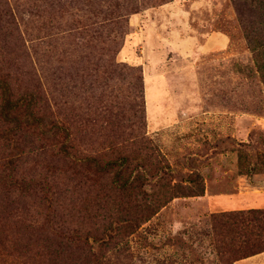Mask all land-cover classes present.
Masks as SVG:
<instances>
[{
	"label": "rangeland",
	"instance_id": "374dc122",
	"mask_svg": "<svg viewBox=\"0 0 264 264\" xmlns=\"http://www.w3.org/2000/svg\"><path fill=\"white\" fill-rule=\"evenodd\" d=\"M0 81V264H221L264 210V0H0Z\"/></svg>",
	"mask_w": 264,
	"mask_h": 264
},
{
	"label": "trees",
	"instance_id": "16d2710c",
	"mask_svg": "<svg viewBox=\"0 0 264 264\" xmlns=\"http://www.w3.org/2000/svg\"><path fill=\"white\" fill-rule=\"evenodd\" d=\"M26 94L17 96L6 82L0 81V113L6 123L11 118V122L17 129L22 124L23 126L32 124L39 126L41 121L37 114L38 105L35 103L34 95ZM54 128L59 130L57 127ZM51 129L53 128L48 130ZM57 130H53L52 133H57ZM49 131L45 135H48ZM116 165L118 170L115 176L118 180L124 164L112 163L105 164L103 167L113 169ZM253 173L255 172L250 171L247 174L249 179ZM198 180L199 178L194 177L186 181L197 183ZM123 186H126V182ZM213 226L219 235L217 250L221 264H232L236 260L264 252V210L249 209L244 213L219 215L215 217ZM229 234L230 238L225 239ZM239 235H243L244 239L241 236L238 237Z\"/></svg>",
	"mask_w": 264,
	"mask_h": 264
},
{
	"label": "crops",
	"instance_id": "0c3cea01",
	"mask_svg": "<svg viewBox=\"0 0 264 264\" xmlns=\"http://www.w3.org/2000/svg\"><path fill=\"white\" fill-rule=\"evenodd\" d=\"M219 40H220L219 36H216V34L209 35L208 40H207V44H206L207 48L214 47L216 42L218 43Z\"/></svg>",
	"mask_w": 264,
	"mask_h": 264
}]
</instances>
